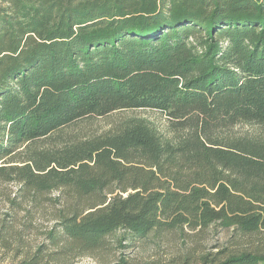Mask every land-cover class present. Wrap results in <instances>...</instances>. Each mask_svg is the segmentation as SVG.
Instances as JSON below:
<instances>
[{"label":"trees","instance_id":"1","mask_svg":"<svg viewBox=\"0 0 264 264\" xmlns=\"http://www.w3.org/2000/svg\"><path fill=\"white\" fill-rule=\"evenodd\" d=\"M136 110L172 138L135 118L63 134ZM238 123L264 129V0H0V182L17 209L60 204L19 264L104 263L168 234L196 243L166 264H264V136H214ZM215 229L230 243L203 253Z\"/></svg>","mask_w":264,"mask_h":264},{"label":"rangeland","instance_id":"2","mask_svg":"<svg viewBox=\"0 0 264 264\" xmlns=\"http://www.w3.org/2000/svg\"><path fill=\"white\" fill-rule=\"evenodd\" d=\"M135 118L150 123L164 137L172 138L171 128L167 117L161 113L149 110L121 111L108 117L89 119L74 124L66 129L63 134L87 138L100 135L120 124L121 122ZM214 136L222 140L238 138H259L264 136V129L249 123H238L234 127L214 132ZM17 186L12 183L0 182V225L11 227V235L8 238L10 248L0 249V264H19L22 259L21 252L34 251L45 241V236L53 225V214L60 209L57 201L42 203L32 209L27 203H23L19 209L11 205L16 199ZM203 253H215L228 246L229 239L220 230H210L198 241ZM193 239L182 237L179 234H168L162 238L149 237L137 243L135 246L117 250L114 255H108L107 262H100L90 257H81L73 261V264H110L123 256L133 264H166L175 255L181 254L194 246ZM17 250H19L17 252Z\"/></svg>","mask_w":264,"mask_h":264}]
</instances>
